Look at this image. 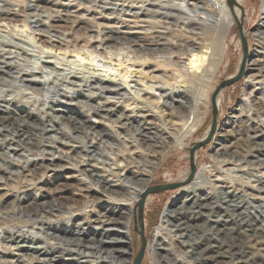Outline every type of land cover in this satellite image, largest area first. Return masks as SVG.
Returning <instances> with one entry per match:
<instances>
[{
  "label": "bare ground",
  "instance_id": "obj_1",
  "mask_svg": "<svg viewBox=\"0 0 264 264\" xmlns=\"http://www.w3.org/2000/svg\"><path fill=\"white\" fill-rule=\"evenodd\" d=\"M66 1L63 9L68 11L53 13L43 12L37 6H27V10L23 12V25L25 28L29 26V30L30 27L35 28L34 31L30 30L28 35L38 32L36 35L40 41L44 33L64 36L65 32L70 30H82L93 34L87 40V44L93 41L90 51L88 53L85 50L86 46H75L71 53L79 56L82 51H86V55L94 56L95 59L108 56L110 61L112 58L123 56L126 61L132 60V65L139 67L156 65L171 69L172 81L177 85L175 89H170L168 93L165 85H155L145 90L135 89L134 94L139 98L141 95L149 96L152 98L150 106L155 108H158L160 101L170 111L174 108L176 119L183 122L182 127L189 121L198 123L199 115L195 109L202 101H206L221 66L226 47V28L231 25L232 16H235V21L242 16L238 0H234V6L231 8L227 7L224 0H188L187 9L173 0L138 6L135 17H143L140 22L150 24L149 31L147 28H139L137 21H128L123 23L122 27L88 22L78 11L69 10L84 2L87 12L94 8L91 13H98L101 18L110 19L113 13L123 10L122 4L107 7L103 0ZM3 2L6 4V0ZM96 9H99V12H96ZM152 13H155L159 21L145 20L152 16ZM81 23L84 24V29H79ZM170 26L181 28L171 31ZM262 26L264 28V23ZM175 32L177 35L174 37ZM260 34L264 35V30L260 31ZM17 43L0 41V74L7 75V71L16 69V77H9L20 83L17 88L10 86L6 79L0 76V101H6V94L14 97L19 92L22 95H30L31 98L32 94L35 98L37 94L46 93V97L43 108L40 109L43 114L37 122L14 116L0 118V147L7 145L5 151L22 157H26L25 153L40 151L51 157V161L55 162L53 166L61 171L71 169L84 172L88 179L84 178L87 185L82 191L86 195L96 193L100 197L89 199L90 206L96 208V211L88 218L78 212L71 215L73 225L70 229H53L51 219L41 215L44 211H53L57 206L49 201L46 204L31 202L29 197L23 210L32 218L29 225L31 229L16 231L4 228L3 232L7 233V236L0 234V241L12 243L14 247L8 249L13 250V253H16L13 256L26 264H130L127 239L130 219L136 209H133L134 203L140 200L142 192L148 186L159 165L160 155L181 139L178 133L182 127L178 128V125L170 122L163 123L161 127L149 123L148 117L155 111L147 105L128 112V106L123 107L119 99L125 102L133 100L134 97L128 98L129 95L123 93L124 89L119 84L100 77L86 81L72 72L66 73L64 69L55 67L56 62L50 61L56 57L52 51L42 52L45 55L38 61L39 65L46 69L45 76L41 74L36 77L39 75L35 72L38 67H34L31 61L28 64L24 61L29 55V50ZM52 44L49 40L44 41L45 47H52ZM64 53L63 56L69 52ZM21 56L25 58L21 59ZM172 56L176 58L175 61H171ZM184 57H187L190 71L180 67L179 61ZM89 61L92 64L94 62ZM121 65L119 62L118 66ZM248 66H259L258 73L250 76L249 80H257L255 82L260 84L264 80V61L260 63L259 59H254ZM48 73L54 75L48 77ZM23 74H29V79L22 78ZM22 82L28 84L22 85ZM68 87L71 89L67 90ZM28 89L31 92H27ZM152 89L158 94L151 95L147 91ZM222 93L219 92L216 96V108L220 105ZM94 97H99L103 102H96ZM263 102L260 98L251 101V112L261 113L264 121V108H260ZM35 103H38L36 98ZM1 108L6 109L3 105ZM82 111L88 116L91 114L95 120H88ZM169 116L174 117V112ZM241 116L242 112L237 110L235 118L239 119ZM102 119L109 121L110 125H104ZM170 126L175 128V131L170 130ZM193 128L194 125L191 131ZM262 132L264 133V130L258 127L251 130L245 141L248 147L246 155L232 150L235 143L229 146L218 143L211 157L214 160L221 159L220 163L233 165V169L227 170L230 174L255 171L256 166L264 169V144L258 142V139L264 137ZM235 136L237 140H234L238 141L242 135L237 132ZM126 144L139 151L121 152L118 147H124ZM3 165L4 168L0 167V172L8 173L7 170L12 171L17 164L7 161ZM48 167L51 165L42 167V173L48 170ZM231 177L232 181L239 179L238 176ZM254 178L252 182L255 187L241 184L239 189L231 190L230 187L220 189L218 186L216 189L211 185L209 192H206L203 187L210 182L202 173H197L191 196L166 210L159 232L153 235L150 246L156 254L154 260L158 263L161 261L162 264H184L175 260L168 248L172 245V241L166 240L168 227L171 226L178 234L180 242L177 243L182 244L179 247L187 249L186 253L192 264H256V260L251 256L252 250L264 251V205L255 202L254 198H247L254 195L247 194L245 190L264 195V175ZM43 230L47 231V236L56 240L49 251L57 254L46 253L47 250L40 245V232ZM9 261L2 260L6 264L10 263ZM154 264L157 263L154 261Z\"/></svg>",
  "mask_w": 264,
  "mask_h": 264
},
{
  "label": "rangeland",
  "instance_id": "obj_2",
  "mask_svg": "<svg viewBox=\"0 0 264 264\" xmlns=\"http://www.w3.org/2000/svg\"><path fill=\"white\" fill-rule=\"evenodd\" d=\"M87 1L93 2L91 0ZM103 1L106 2L107 7L122 4L124 5L123 10L113 13L112 16H110V19L101 18L98 13H91L90 11L94 10V8H91V10L87 12V9L83 5L84 2L82 5L78 7L76 6V8H70L69 10L70 12L74 10L78 11V14H81L86 20H88V22L92 21L105 26L122 27L123 23L128 21H137V26H139V28H147L149 31L150 24L141 23L140 20L144 19L141 16L140 18L135 17V14L138 13L136 7L146 5L147 3H154L156 1L162 2L163 0ZM173 1L184 6V9H187V5L189 4L188 0ZM212 1L219 2L222 0ZM224 2L228 7L227 1L224 0ZM66 3V0H6L5 4L3 0H0V41L13 43L18 42L17 44L27 48L29 50V55L26 58L23 56L20 58H25L24 61L26 64L31 61L32 64H34V67H38L35 72H38L39 75H36V77H39L41 74L45 76L44 72L46 69L43 67V65H39L38 61L40 57L45 55L42 52L52 51V53H55L56 57L51 58L50 61L53 63L56 62L54 63L55 67L64 69L66 73L72 72L82 80L86 81L100 77L119 84L122 89H124L123 93H127L129 95L128 98L134 97L133 100L131 99L130 101L125 102L123 99H119V103L123 107L128 106V112H130V110H135L147 105L148 107L153 108V111H155L154 114L151 113L152 115L148 117L149 123L159 127L163 126V123H175L178 125V128L182 127L183 122L182 120L179 121L176 119L177 113L174 108L170 111L168 107L163 105L162 101H160L158 108H155L154 106H150L152 98L146 95H141L139 98V96H135L134 94L135 89L145 90L146 88L155 85H165L168 93L171 91L170 89H175L177 85L172 81L171 69L160 66L156 67V65L139 67V65H132V60L126 61V58L123 56L112 58L111 61L108 59V56H105L103 59L100 57L95 59L93 58L94 56H88L86 54L89 53L93 41H90L89 44H87V40H89V36L93 34L89 32L85 33L82 30H70L69 32H65L64 36H60L58 34L55 35L52 33H44V37L41 38L40 41H38L39 36L36 35L38 32H36L35 35H28L29 31H34L35 28L30 27L29 30V26H26L25 28L23 25V12L27 10V6H37L43 12L48 11L53 13V11H68L66 8L63 9ZM24 4L25 6H23ZM238 5L242 11V16L237 19L240 22L241 34L237 29L235 16H232V23L228 29L226 28V47L221 66L215 76L210 92L206 97V101H202V103L196 106L195 109L199 115L198 123L194 124L193 122L191 123L189 121L187 125L182 127V130L179 132L180 134L178 133V135H181V139H179L177 144H174L170 149L164 151L163 154L160 155L158 162L159 165L151 176L149 180L150 182L146 187L148 188L157 185L184 183L190 173V149L193 148L194 145L207 140L203 146L194 152L195 160L193 158V163L195 167V173L189 183L183 184L182 186L180 185L177 188L167 190L159 194L148 195L145 198L142 209V217L144 219L142 223L145 224L143 233L146 239V248L140 264H154V261L157 264H162L161 261L158 263L153 258L154 255H156L154 254L155 252L153 253L150 246L153 235L159 232V228L162 226L163 215L165 214L166 210L173 204L175 205L180 203L182 200L191 196L193 193L191 192V188H193L192 185L196 181L195 175L197 173H202V175L211 183L203 187V190L206 192H209V187L211 185H214L216 189L219 186L221 187L220 189L230 187L231 190L233 188L239 189L241 184H248L255 187V184L252 182L255 180L254 176L264 175V169L259 166L255 167V171H245L243 174H230L227 170L233 169V165H230V163L226 162L220 163L221 159L214 160L211 157L214 153V150L218 147V143H222V146H229V144L235 143L232 150L242 155H246V150L248 147L246 146L245 141L250 136L251 130L257 127L264 130V121L262 120L261 113L257 114L251 112V101H255L257 98H260L261 101H264V80H262L260 84L255 82L257 80L251 82L249 77L258 73L257 70L259 69V66L255 68H250L248 66V63L254 59H259L260 63L264 61V35L260 34V31L264 30L262 26L264 23V0H238ZM120 9L121 7L118 8V10ZM96 12H99V9H96ZM152 16L145 18V20L155 19L154 22L159 21V19L155 17V13H152ZM201 16L204 17L203 15ZM41 21H43V19H41ZM128 24L131 25V23ZM83 25L84 24L81 23L79 25V29H84L85 27ZM179 28H181V26H170L171 31L178 30ZM176 35L177 32L173 33L174 37ZM241 36L245 41V51L243 49ZM47 40L53 43L52 47H45L44 41ZM75 46H86L85 50H87L88 53L86 51H84L85 53L82 51L79 56L77 54L71 53L70 51H73ZM65 51L69 53H66V55L63 56ZM120 53L122 54L123 51H120ZM35 59H37L36 61L38 62H36ZM171 59V61L176 60L174 56H172ZM89 60H93V64L90 63ZM118 61L122 63L121 66H118ZM179 64L182 68H189L187 57L181 59ZM240 70V79L234 84L224 87L220 91L223 92V95L220 99L221 101L219 107L216 108L215 127L213 131L210 132L212 124L211 96L215 89L223 81L230 77H234ZM15 71L16 69H11L7 71V75L2 73L0 76L5 78L10 86H15L17 88L20 86V83L9 77H16L17 74ZM188 71L190 70L188 69ZM51 74H49L48 77H51ZM21 77L29 79V74H23ZM27 84L28 82H22V85ZM69 88L70 87H68L67 90L71 89ZM147 91L150 92L151 95L158 94V92L153 89ZM27 92L31 91L28 89ZM20 93L21 92L16 94L14 97H10L8 94L4 96V100L6 101H0V105H3L6 107V109L1 108L0 106V118L14 116L23 117V119L27 121L37 122V119L43 114L40 112V109L43 108L46 93H40V95L37 94L35 96L38 103H35L33 94L31 98L30 95H22ZM94 100L100 103L103 102L99 97H94ZM6 103H9V105ZM260 108H264V102L263 104H260ZM237 110L242 112V116L239 119L235 118ZM172 112L175 114L174 117L169 116L172 115ZM82 113L86 115L88 120H95L91 114L88 116L86 112L82 111ZM261 120L262 122H260ZM102 121L104 125H110V122L106 119H102ZM193 125L194 128L192 129L193 131H191V127ZM171 129L172 131H175V128L171 127L170 130ZM237 132H240L242 136L241 138L238 137L240 140L235 141L237 140L235 136ZM262 135L264 136V133ZM258 142L264 144V137L261 140L258 139ZM134 144L135 143H133V145ZM6 147L7 145L0 147L1 158L4 160V162L0 160V167L4 168L3 164L7 161H11L17 165L11 169L12 171L7 170L8 173L0 172V234L3 233V237L7 236V233L3 232L4 228L10 230L14 229L16 231H26L31 229L29 228V225L32 222V218L28 217L23 210V206L29 197L31 202H44L46 204V202L49 201L57 206L53 211H44L41 215L51 219L50 221L53 222V229H58V227L60 229H70L73 225V221H71L70 218L73 213H82L84 217L88 218L93 211H96V208L90 206L91 204L89 199L95 200L100 197L99 194L91 193L86 195L82 191L83 187L87 185L86 181H84V178L88 179L85 177V175H87L86 173L71 169L61 171L60 169H57L53 166L55 162L51 161V157L40 153V151H32L31 154L25 153L26 157H22L14 156L13 154L8 153L5 151ZM118 149L123 153H131V151L134 150V148L128 144H126L124 147L120 145ZM134 151H139V149H135ZM248 158L252 159V157ZM15 160H17V162ZM22 161H26V163H22ZM78 161H80V159H78ZM19 165H21V167H18ZM49 165H51V167H48L49 169L42 173L44 169L42 167ZM203 170L205 171L203 172ZM231 176H238L239 179H233L232 181ZM182 177H184V179ZM217 179L221 181L216 182L215 180ZM245 191L247 194L252 193V195H254L247 196V198H254L253 200L255 202L264 205V195H258L249 189H246ZM147 198L148 201H146ZM137 203L138 201L134 203L133 209L136 207ZM2 205H4V207ZM134 211L135 214L130 219V227L128 229L129 236L127 239L130 248V264H132V260L140 246V237L138 233L134 231L133 223L134 217H137V209H134ZM168 230L169 231L166 240H168V242L172 241V245L168 246L172 257L177 261H182L184 264H192L190 261L191 259L186 253L187 249L184 250L181 248V246L179 247V245L182 244H178L180 242L178 240V234L174 232V229L171 226L168 227ZM40 233V245L42 244L44 249L47 250L45 252L51 255L57 254V252L53 253L52 251H49L51 246H54L56 243V240L47 236V231L43 230ZM1 243L0 256L2 257H0V264H6L2 262L3 259H5L6 262L11 260L9 261L10 263L7 264H26L25 262H22L20 259L18 260L13 256L16 254L13 253V250L8 249L14 247L12 243H4L2 240L0 241V244ZM204 247L205 246H202V248ZM179 251H182L184 255L183 253L180 254ZM251 256L256 260V264H264V251H259L256 249L252 250ZM43 258L44 257H40V259Z\"/></svg>",
  "mask_w": 264,
  "mask_h": 264
},
{
  "label": "water",
  "instance_id": "obj_3",
  "mask_svg": "<svg viewBox=\"0 0 264 264\" xmlns=\"http://www.w3.org/2000/svg\"><path fill=\"white\" fill-rule=\"evenodd\" d=\"M227 4L231 8L232 6H234V0H227ZM236 26H237L239 33L241 34V26H240V22L238 20H236ZM241 39H242L243 49L245 51V41H244L242 36H241ZM240 76H241V70L234 77H231L230 79L223 81L213 92V94L211 96L212 124H211V128H210V132H212L214 127H215V117H216L215 99H216L217 94L224 87H228V86L234 84L235 82H237L240 79ZM206 142H207V140L202 141V142L194 145L193 148L190 149V151H189L190 173H189V175H188V177L184 183L152 186V187L146 188L142 192L140 200L138 201V203L136 205L137 217H134V219H133L134 231L137 232L139 237H140V246H139V249H138L135 257L132 260V264H140L141 263L142 258L144 256L145 248H146V239H145V236L143 233V223H142L143 222V217H142V211L143 210L142 209H143V202H144L145 198L148 195L159 194L161 192L177 188L180 185L182 186L183 184L189 183L190 180L192 179V177L194 176V173H195V167H194V163H193L194 152L198 148L203 146Z\"/></svg>",
  "mask_w": 264,
  "mask_h": 264
}]
</instances>
